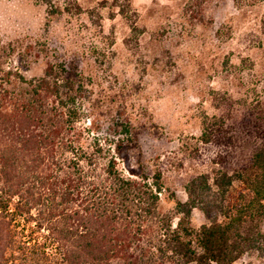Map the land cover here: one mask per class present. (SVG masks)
I'll return each instance as SVG.
<instances>
[{"label": "rangeland", "instance_id": "obj_1", "mask_svg": "<svg viewBox=\"0 0 264 264\" xmlns=\"http://www.w3.org/2000/svg\"><path fill=\"white\" fill-rule=\"evenodd\" d=\"M79 3L78 14L50 15V4L62 0H0L3 65L39 77L42 49L76 65L92 84L87 141L97 135L102 143L121 142L125 175L159 173L163 193L182 202L194 177L246 163L264 129V0ZM25 48L31 54L20 59ZM202 222L194 210L191 225ZM7 261L6 251L0 264ZM239 264L264 261L248 255Z\"/></svg>", "mask_w": 264, "mask_h": 264}, {"label": "trees", "instance_id": "obj_2", "mask_svg": "<svg viewBox=\"0 0 264 264\" xmlns=\"http://www.w3.org/2000/svg\"><path fill=\"white\" fill-rule=\"evenodd\" d=\"M79 1L50 4L49 13L78 14ZM29 54L25 48L19 57ZM48 54L37 53L45 67L32 78L0 60L5 264H239L248 255L264 261V129L244 165L194 177L182 202L163 193L159 173L125 175L120 141L102 143L97 135L87 141L92 84L76 65ZM162 201L172 209L163 211ZM194 210L203 218L197 229Z\"/></svg>", "mask_w": 264, "mask_h": 264}]
</instances>
